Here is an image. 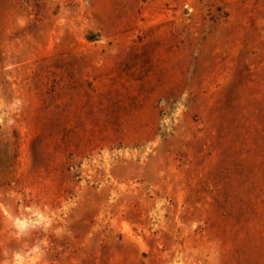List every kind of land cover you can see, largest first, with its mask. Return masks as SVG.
Listing matches in <instances>:
<instances>
[{
	"label": "rangeland",
	"instance_id": "obj_1",
	"mask_svg": "<svg viewBox=\"0 0 264 264\" xmlns=\"http://www.w3.org/2000/svg\"><path fill=\"white\" fill-rule=\"evenodd\" d=\"M0 264H264V0H0Z\"/></svg>",
	"mask_w": 264,
	"mask_h": 264
}]
</instances>
